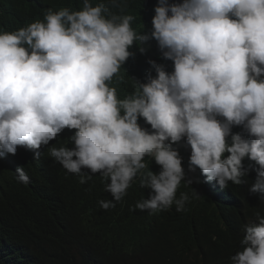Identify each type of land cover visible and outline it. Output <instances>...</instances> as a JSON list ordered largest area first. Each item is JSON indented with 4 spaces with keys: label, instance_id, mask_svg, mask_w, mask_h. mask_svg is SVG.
<instances>
[{
    "label": "clouds",
    "instance_id": "1",
    "mask_svg": "<svg viewBox=\"0 0 264 264\" xmlns=\"http://www.w3.org/2000/svg\"><path fill=\"white\" fill-rule=\"evenodd\" d=\"M43 11L0 2L15 19L0 25V196L24 185L42 232L89 212L110 246L185 264L193 236L192 264H264V0H158L145 34L120 4ZM8 224L0 207V254ZM218 233L230 250L206 242ZM31 251L19 264H39Z\"/></svg>",
    "mask_w": 264,
    "mask_h": 264
},
{
    "label": "trees",
    "instance_id": "2",
    "mask_svg": "<svg viewBox=\"0 0 264 264\" xmlns=\"http://www.w3.org/2000/svg\"><path fill=\"white\" fill-rule=\"evenodd\" d=\"M4 1L14 5L19 13L31 19L42 20L45 13L43 10L47 8H51L54 11L61 8L72 10V6L83 0H0L1 3ZM91 1L104 3L107 7L112 4H120L126 15L133 16L135 30L138 33L140 32V34H145L148 27L152 26V19L155 15L154 8L158 4V0ZM112 10L115 12L120 11L118 8H113ZM10 22L15 23V19H2L0 16V25H8ZM137 47L139 46L137 45ZM145 48L147 49L149 46L145 45ZM146 49L143 52L140 51L144 58L148 55ZM35 174H44L46 182H49L48 184L52 186H56L59 183H76L73 176L62 172L56 174L33 170L32 175ZM24 189V185H18L12 195L8 197L0 196L1 208L3 207L7 210L13 207L11 210H7L9 215L7 242L0 254V264H19L21 253L25 246L32 249L30 253L34 252L36 254L39 264H177L174 257H162L156 248L137 249L124 240H120L116 245L110 246L116 231L114 230V233L103 231V228L111 231L105 223L107 219L102 217L101 221L98 220L97 222L95 219H91L89 212L77 215L67 229L52 232L49 227L44 228L42 232L43 226H47L44 218L37 215L29 216V213L23 208ZM41 220L43 221L42 224L40 223ZM18 228L23 230V236L21 237L16 236ZM218 235L220 237H217ZM234 240L235 236L233 234L218 233L217 235L210 234L206 236V242L216 244L222 250H230L233 247ZM195 242L196 239L193 236H187L179 247L185 264H192L187 255V250L188 246ZM196 256L202 260L201 264H214L212 258L205 252H197Z\"/></svg>",
    "mask_w": 264,
    "mask_h": 264
},
{
    "label": "bare ground",
    "instance_id": "3",
    "mask_svg": "<svg viewBox=\"0 0 264 264\" xmlns=\"http://www.w3.org/2000/svg\"><path fill=\"white\" fill-rule=\"evenodd\" d=\"M56 174H57V173H56ZM42 175L45 177L44 174H42ZM51 175H52V174H51ZM54 175H55V174H54ZM54 175H53V176H54ZM56 176H57V175H56ZM60 176H61V173H60ZM62 176H63V175H62ZM48 177H49V176H48ZM45 178H46V177H45ZM50 178H51V176H50ZM50 178H49V179H50ZM54 178H55V176H54ZM54 178H53V179H54ZM61 178H62V177H61ZM61 178H60V179H61ZM64 178H65V177H64ZM64 178H63V179H64ZM51 179H52V178H51ZM58 179H59V178H58ZM63 179H62V180H63ZM56 180H57V179H56ZM47 181H48V180H47ZM49 181H50V180H49ZM54 181H55V180H54ZM54 181H52V182H54ZM58 181H59V180H58ZM74 182H75V181H74ZM48 183H49V182H48ZM52 184H53V183H52ZM24 191H25V189H24ZM22 192H23V191H22ZM20 193H21V192H20ZM21 194H22V193H21ZM24 194H25V193H23V195H24ZM17 195H19V194H17ZM17 195H16V196H17ZM13 197H14V196H13ZM23 197H24V196H23ZM14 198H15V197H14ZM21 198H22V196H21ZM16 199H17V198H16ZM22 200H23V198H22ZM9 201H10V200H9ZM9 201H7V202H9ZM14 201H15V200H14ZM19 201H20V200H19ZM230 201H231V200H230V196H229L228 200H227L226 202H224L225 205H226V206H227V205H230V204L232 203V202H230ZM10 203H11V202H10ZM233 203L236 204L237 202L235 201V202H233ZM13 204H14V202H13ZM13 204H12V205H13ZM6 205H7V204H6ZM6 205H5V207H6ZM8 205H9V204H8ZM10 205H11V204H10ZM12 205H11V206H12ZM225 205H224V206H221V207L219 208L220 211H221V213H224L225 210L228 209L229 206H228V207H225ZM11 206H9V207H11ZM13 206H14V205H13ZM17 206H18V204H17ZM17 206H16V207H17ZM7 207H8V206H7ZM16 207H15V208H16ZM19 207H21V206L19 205ZM2 208H3V207H2ZM11 208H13V207H11ZM11 208H10V209L8 208V209L11 210ZM8 209H7V210H8ZM96 209H97V208H96ZM93 210H94V208H93ZM101 218H102V216L99 217L98 220L101 221ZM103 223H104V222H103ZM105 223L107 224V221H106ZM216 235H217V234H216ZM221 235H222V234H221ZM217 237H220V236L218 235ZM223 237H224V236H223ZM221 238H222V237H221ZM223 239H224V238H223ZM202 241H204V240H202ZM189 242H190V241H189ZM227 244H228V243H227Z\"/></svg>",
    "mask_w": 264,
    "mask_h": 264
}]
</instances>
